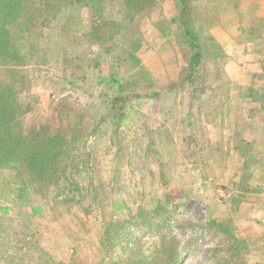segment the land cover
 Returning a JSON list of instances; mask_svg holds the SVG:
<instances>
[{"label":"rangeland","instance_id":"374dc122","mask_svg":"<svg viewBox=\"0 0 264 264\" xmlns=\"http://www.w3.org/2000/svg\"><path fill=\"white\" fill-rule=\"evenodd\" d=\"M189 6L204 47L193 84L176 0L134 18L122 0H105L101 14L75 9L88 32L78 36H62L59 19L48 27L49 60L27 66L16 126L90 152L76 174L84 195L66 201L37 187L34 214L0 171V206L11 207L0 218V264H154L168 237L180 242L179 264H214L220 235L203 227L212 218L247 241V264H264V0ZM111 74L118 83L98 84ZM119 95L128 118L98 125Z\"/></svg>","mask_w":264,"mask_h":264},{"label":"trees","instance_id":"16d2710c","mask_svg":"<svg viewBox=\"0 0 264 264\" xmlns=\"http://www.w3.org/2000/svg\"><path fill=\"white\" fill-rule=\"evenodd\" d=\"M122 1L128 5L131 17L134 18L156 0ZM104 2L105 0H0V171L6 172L5 180L9 185L13 186V183L16 186L12 192H18L19 197L26 198V204H29L34 214L42 211V207L32 200L37 187L41 190L57 187L56 194L64 196L66 201L76 196L83 198V188L76 179V174L81 171L82 165H85L83 157L88 159L90 152L74 146L62 133L49 134L45 130L24 132L18 129L16 122L21 114L18 88L27 81L25 72L30 63L38 65L49 60L46 55L49 36L47 29L54 21L59 19L56 26L65 38L73 34L78 36L88 33L77 21L78 14L75 9L85 6L92 8L94 14H101ZM190 2L191 0H176L179 16L173 21L180 22L181 36L191 52L184 81H191L193 84L202 64L204 47L191 17ZM105 83H118L116 74L100 76L98 84ZM158 94L160 93L155 92L154 96ZM32 98L38 100L35 95H32ZM125 101L126 97L121 95L110 98L107 102L108 112L102 114L97 124L101 125L112 117L117 127L120 126L129 116ZM26 174H29L30 180L26 178ZM10 208L8 205L0 206V212H3L0 213V218H3ZM166 213H160L159 216L163 220L169 218L171 213ZM143 222L149 224V218ZM112 225L113 222L111 227ZM203 227L214 229L216 236L220 235L213 246L214 264H247L245 252L248 250V243L234 234L232 223L212 218L206 221ZM122 234L124 235V230L121 229L118 235ZM106 241L110 251L118 244L110 232L107 233ZM161 245L162 250L152 258V263L181 262L180 242L175 237L163 239ZM44 264L70 263H49L47 260ZM109 264H145V261L130 256L121 261L113 260Z\"/></svg>","mask_w":264,"mask_h":264}]
</instances>
